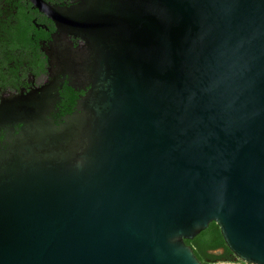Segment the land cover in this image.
<instances>
[{
  "label": "water",
  "instance_id": "obj_1",
  "mask_svg": "<svg viewBox=\"0 0 264 264\" xmlns=\"http://www.w3.org/2000/svg\"><path fill=\"white\" fill-rule=\"evenodd\" d=\"M50 16L84 39L63 71L90 88L58 125L10 115L0 264H204L185 240L210 222L239 259L216 264H264V0Z\"/></svg>",
  "mask_w": 264,
  "mask_h": 264
},
{
  "label": "flooded vegetation",
  "instance_id": "obj_2",
  "mask_svg": "<svg viewBox=\"0 0 264 264\" xmlns=\"http://www.w3.org/2000/svg\"><path fill=\"white\" fill-rule=\"evenodd\" d=\"M85 1L0 0V153L24 138L23 124L10 118L22 107H34L55 125L79 110L90 86L70 77L63 65L70 46L84 39L61 30L50 14L84 9Z\"/></svg>",
  "mask_w": 264,
  "mask_h": 264
},
{
  "label": "trees",
  "instance_id": "obj_3",
  "mask_svg": "<svg viewBox=\"0 0 264 264\" xmlns=\"http://www.w3.org/2000/svg\"><path fill=\"white\" fill-rule=\"evenodd\" d=\"M185 243L191 246L194 254L204 264L239 262V259L226 245L220 229L215 222H210L193 239L185 240Z\"/></svg>",
  "mask_w": 264,
  "mask_h": 264
}]
</instances>
